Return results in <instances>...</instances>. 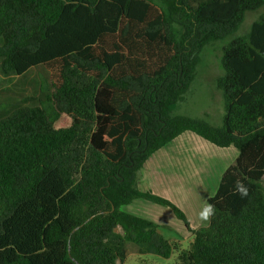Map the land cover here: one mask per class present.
<instances>
[{"label":"trees","instance_id":"obj_1","mask_svg":"<svg viewBox=\"0 0 264 264\" xmlns=\"http://www.w3.org/2000/svg\"><path fill=\"white\" fill-rule=\"evenodd\" d=\"M229 37L222 125L174 115L205 48ZM35 69L47 88L0 118V264H122L127 244L179 264H264V0H0L2 74ZM186 133L238 156L207 200L209 225L180 249L123 208L168 206L190 229L138 188L148 160Z\"/></svg>","mask_w":264,"mask_h":264},{"label":"rangeland","instance_id":"obj_2","mask_svg":"<svg viewBox=\"0 0 264 264\" xmlns=\"http://www.w3.org/2000/svg\"><path fill=\"white\" fill-rule=\"evenodd\" d=\"M261 13H263V10L260 12L248 13L237 35L248 34L252 24L259 19ZM231 39L232 37H229L224 41L217 42L205 48L201 63L197 69V78L191 85L186 99L174 108V115L206 120L214 126L222 125L224 101L222 93L217 86V80L223 75V48ZM45 79H47V76L41 69L32 70L23 78L16 75L4 76L0 70V118L11 114L15 110V106L19 104L18 102L35 95L37 91L41 89L45 90L47 88L44 81ZM30 105L32 104L30 103ZM187 134L197 137L192 133ZM197 138L211 147V149H203L201 151L202 158L196 160V162L200 164L199 168L202 172V175L197 177L196 184L203 185V187L206 188L205 193H200L201 190L199 188L198 190L189 189L187 193L172 187H166L164 191L162 190L163 192L174 191L177 198L171 195V199L168 198L167 200H172L173 202H171L173 204H180V206L186 208L187 211L191 210L190 213L188 212L191 218L190 220L188 219L190 229L182 220L176 217L173 210L168 206L152 204V208L146 209V214L150 215V213H152V217L160 218L163 221L161 226H164V229H161L166 234H168L169 231L176 233L181 231L183 234L185 233L186 237L182 243L178 242L179 245L181 244L180 249L189 248L192 240L190 237L193 236L194 231L207 227L208 223L204 224L200 220H195V216L199 214L202 207L207 202L206 196L210 198L216 194L220 183L219 180H221V174L235 163L238 156V152L234 147L220 149L210 145V143L205 142V140L199 137ZM197 148L200 151V147ZM198 179L202 180L197 183ZM187 196L188 199H186ZM186 200L192 203H188ZM181 202H183V204H181ZM194 208H196L197 213L195 211L193 214ZM185 214L188 215L187 212H185ZM125 257L122 264H179L177 252L174 253L170 259H164L156 255H141L139 248L134 244L126 245ZM117 264H121L119 260Z\"/></svg>","mask_w":264,"mask_h":264},{"label":"crops","instance_id":"obj_3","mask_svg":"<svg viewBox=\"0 0 264 264\" xmlns=\"http://www.w3.org/2000/svg\"><path fill=\"white\" fill-rule=\"evenodd\" d=\"M197 147H200V151L198 150ZM203 149H211V147L206 143H203V141L199 140L197 137H194L193 135L186 133L180 136L174 142L168 144L162 150L155 153L144 165L138 181L139 190L143 192H152L166 199L168 198L171 199V195L175 196L174 191L163 192L166 187L180 189L181 191L186 193L189 189L198 190L199 188L201 190L200 193H205L206 188H204L203 185L196 184L197 177L202 175V172L200 171L199 168L200 164L197 163L196 160L202 158L201 151ZM223 173L221 174L220 179ZM201 180L202 179H198L197 183H199ZM206 198L207 200L209 199L208 196H206ZM186 199H188V196L186 197ZM186 201L188 203H192L189 200ZM152 204L153 203L148 202L146 200L138 199L134 201L132 204L125 206L123 208V211L132 214L134 216H138L143 219H146L150 222H153L159 227V232L163 234L167 239L182 243V241L186 237L185 233L183 234L181 231L179 233L169 231V233L166 234L161 229V228L164 229V226H161V223L163 221L160 218L152 217L151 216L152 213H150V215L146 214V209L152 208L151 207ZM181 204H183V202H181ZM176 205L183 212L184 211L187 212L188 215L186 214L185 215L187 219L190 220L191 218L189 217V213L191 212V210L187 211L186 208H183L182 206H180V204L179 205L176 204ZM195 211L196 208H194L193 214ZM195 220L197 221L200 220L198 214L195 216ZM191 238L192 236L190 237V239Z\"/></svg>","mask_w":264,"mask_h":264},{"label":"clouds","instance_id":"obj_4","mask_svg":"<svg viewBox=\"0 0 264 264\" xmlns=\"http://www.w3.org/2000/svg\"><path fill=\"white\" fill-rule=\"evenodd\" d=\"M249 189L247 185L241 179H237L233 185V194L239 195L241 198L247 197ZM215 205L211 203H205L199 212V219L202 223L207 224L211 221V218L215 215Z\"/></svg>","mask_w":264,"mask_h":264}]
</instances>
